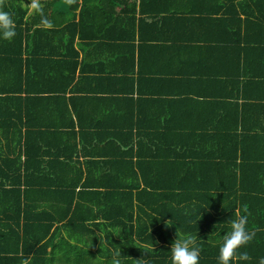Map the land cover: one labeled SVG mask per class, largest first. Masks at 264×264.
I'll return each mask as SVG.
<instances>
[{"label":"trees","instance_id":"trees-1","mask_svg":"<svg viewBox=\"0 0 264 264\" xmlns=\"http://www.w3.org/2000/svg\"><path fill=\"white\" fill-rule=\"evenodd\" d=\"M105 1L135 78L73 118L75 0H0V264H264V0H185L136 67Z\"/></svg>","mask_w":264,"mask_h":264},{"label":"crops","instance_id":"crops-1","mask_svg":"<svg viewBox=\"0 0 264 264\" xmlns=\"http://www.w3.org/2000/svg\"><path fill=\"white\" fill-rule=\"evenodd\" d=\"M131 2L134 3L135 20L137 22L143 20L138 32L140 35H136L145 37L138 53H135L134 64L136 67L137 59L146 61L147 53L159 50V48L148 47L159 43L158 41L152 42L151 37H158L156 40L166 41L167 39L170 41V37L184 35L185 26L177 27L175 22L185 17L181 12L187 10L190 5L185 0H129L127 4ZM117 3L126 5L119 0ZM161 8L168 9V11L165 12ZM124 10L125 8L113 7L111 2L107 3L105 0H75L74 16L71 18L69 34L61 35L64 39L70 40L72 49L69 48L70 51L65 53L64 49L56 43L57 57L61 51L71 56L72 61L69 64L76 63L74 78L66 91V96L69 95L72 99L70 109L73 118L74 113L87 114L88 117L112 104H121L126 95L123 93L128 91V79L135 78V75L129 77V60H125V57L118 54L126 53L122 46L123 42L116 44L111 40L109 42L110 36L114 38L116 35L110 32L108 27L114 20H117L114 27L123 25L119 15H122ZM47 14L45 13V15ZM46 21L49 22V20ZM195 31L193 30V32ZM102 33L103 41H101ZM49 34L51 33L49 32ZM52 47L54 50L55 46L52 45ZM136 49L137 42L135 41V51ZM40 50H43L42 46H40ZM64 54L59 62L50 64L55 71H63V68L69 65L66 63ZM72 70L69 67L66 72ZM33 72L36 73L34 70ZM169 72L175 73L176 71L170 69L166 71V74ZM248 85H250L251 91L256 89V84ZM133 97L135 98L136 95L134 94ZM255 102L264 103V100H255Z\"/></svg>","mask_w":264,"mask_h":264},{"label":"rangeland","instance_id":"rangeland-1","mask_svg":"<svg viewBox=\"0 0 264 264\" xmlns=\"http://www.w3.org/2000/svg\"><path fill=\"white\" fill-rule=\"evenodd\" d=\"M22 4H23V1H22ZM42 11V10H41ZM43 14V13H42ZM41 15V12H37L36 13V16L38 17V23H37V25L38 26H43V24H44V22H43V20L45 19V20H49V18L47 17V15H45V14H43V16H40ZM40 17H42V18H40ZM43 22V23H42Z\"/></svg>","mask_w":264,"mask_h":264}]
</instances>
